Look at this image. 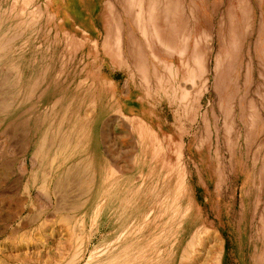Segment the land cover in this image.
Returning <instances> with one entry per match:
<instances>
[{"label": "rangeland", "instance_id": "1", "mask_svg": "<svg viewBox=\"0 0 264 264\" xmlns=\"http://www.w3.org/2000/svg\"><path fill=\"white\" fill-rule=\"evenodd\" d=\"M0 25V264H93L92 250L111 243L99 221L80 231L56 210L29 217L48 205L45 194L38 205L29 193L38 191L30 180L31 162L41 161L32 156L37 119L61 87L99 96L90 90L99 72L114 83L115 100L127 109L140 101L136 112L177 143L193 199L188 215L200 221L174 227V264L195 235L192 264H264V0H0ZM29 83L30 94L21 92ZM118 115L108 111L104 121ZM125 126L110 125L109 139L127 175L140 176L148 165L137 152L139 130ZM154 137L147 150L159 146ZM18 199L24 212L11 219ZM157 226L159 245L170 246V227Z\"/></svg>", "mask_w": 264, "mask_h": 264}, {"label": "bare ground", "instance_id": "2", "mask_svg": "<svg viewBox=\"0 0 264 264\" xmlns=\"http://www.w3.org/2000/svg\"><path fill=\"white\" fill-rule=\"evenodd\" d=\"M18 16L16 15L15 18ZM27 22H30V20ZM13 35L10 38H13ZM6 41L8 42V40ZM257 44L259 60H262L264 43L260 40ZM104 52L107 53L108 51ZM100 54L98 52V55ZM101 67H103V64H101ZM99 73L96 72L97 75L91 78V89L88 88L90 90L95 89L99 96L92 94L90 91V94L80 98L77 96L76 91L69 93L61 87L62 91L58 92V97L49 108L41 112L37 119L38 127L43 125V129L39 140L35 144L33 154H31L33 157L38 156L41 161H38V163L31 162L30 180L35 188L38 187V191L34 194L35 191L30 187L29 193L34 202H38V205L40 204L41 194H45L48 205L45 209L37 208L38 210H35L31 208L29 217L32 215L38 218L44 212L48 213L49 210H56L57 213L62 214L63 219L69 222L74 220L77 223L76 225L80 227V231L88 223L98 224V221V231L110 228V234L113 235L110 239L111 243L107 242L100 245L104 246L102 250L97 248L94 251L92 250L88 262L96 259L93 264H174L173 259L176 257L175 242L173 243L170 240L173 232L176 233L174 227L178 223L182 224L184 222L190 228L196 226L200 221L199 218L189 217L188 215L193 209V199L188 192L189 187L184 174L181 155L178 154L177 143L172 135L163 132L160 128L157 132L154 131L152 124L149 126L144 116L136 112L135 108L140 101H135L127 109L123 107L124 105L122 106V104H125L123 99L115 100L114 83ZM7 76L9 75L7 74ZM18 79L20 78L18 77ZM16 82L15 84L19 83ZM124 85L126 88L128 84L125 83ZM45 88L42 93H39L40 98L46 93ZM31 89V83L21 86V92L25 90L26 94H30ZM55 89L54 91L57 92L58 89ZM76 89H80V84ZM187 92L188 89L185 95H187ZM17 97L15 98L17 99ZM183 97L185 96L183 95ZM131 102L133 101L131 100ZM108 111L120 114L118 115L119 120L108 118L104 121ZM48 115H51L53 119ZM46 119H49V121L45 125ZM114 123L120 124V126L123 124L126 129L128 128L125 125H128L130 130L132 124L133 127L138 128V137H140L143 146L140 145L137 152L144 159L141 164L148 165L146 167L147 173L140 172V176L127 175V173L132 172V169H130L126 160L121 159V155L113 148L109 139V126ZM99 134H101V139ZM153 136L156 137L159 146L154 144L157 147L147 150L146 139L153 138ZM30 143L31 138L28 140V147ZM133 157L135 158V155ZM25 163L23 161L22 172L27 170ZM183 195L185 201L181 200ZM24 203L25 201L22 199L17 200V209L11 214V219L24 212ZM79 214L81 215L78 216ZM162 224L165 228L170 227L167 230L168 232L164 234V239L170 241L168 247L159 245V239H161L164 229L158 230L157 225ZM189 235L187 229L184 238L189 237ZM196 236L191 237L192 244L189 241L188 247L182 249L180 264H187V261H190V264L194 262V259L190 258L189 249L190 246L194 248V238ZM155 239L157 241H154ZM123 241L124 243L119 247V243ZM88 243H90V240ZM87 248L88 245L86 250ZM260 264H263V262H260Z\"/></svg>", "mask_w": 264, "mask_h": 264}]
</instances>
